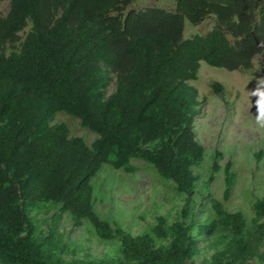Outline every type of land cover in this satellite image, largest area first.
<instances>
[{
  "label": "trees",
  "instance_id": "1",
  "mask_svg": "<svg viewBox=\"0 0 264 264\" xmlns=\"http://www.w3.org/2000/svg\"><path fill=\"white\" fill-rule=\"evenodd\" d=\"M131 1L8 0L0 16V264H191L198 238L220 226L234 237L233 254L216 264H243L264 240V196L251 204L250 238L242 215L224 208L234 183L228 163L221 200L203 195L210 213L202 223L158 216L131 236L95 212L90 182L104 164L131 175L132 161H141L190 198L192 169L205 152L195 139L200 102L189 82L201 62L228 72L249 71L259 54L264 63V0H173V11L127 10ZM208 17L209 32L182 38L184 19L197 25ZM208 87L224 100L218 82ZM56 114L78 120L95 140L88 146L65 124H51ZM213 156L201 194L219 172ZM52 208L40 233L30 213ZM63 214L72 227L86 224L97 239L116 240L118 257L65 261L56 232Z\"/></svg>",
  "mask_w": 264,
  "mask_h": 264
},
{
  "label": "rangeland",
  "instance_id": "2",
  "mask_svg": "<svg viewBox=\"0 0 264 264\" xmlns=\"http://www.w3.org/2000/svg\"><path fill=\"white\" fill-rule=\"evenodd\" d=\"M158 8L173 11V0H132L128 9L140 10ZM8 9V0H0V16ZM214 26L212 17L197 25L183 20L182 38L205 35ZM21 32L20 37L27 31ZM264 63L262 55L252 59V68L247 72H228L212 68L201 62L196 79L189 85L196 90L197 115L194 119V132L197 143L204 149L205 156L201 165L193 168L197 177L194 193L187 199L174 191L170 181L161 179L155 170L141 161H132L135 172L126 175L104 164L92 178L93 208L98 216L112 226H118L131 236L147 232L158 216L167 223L179 220L188 223H202L209 215V205L203 195L220 201L223 191V167L229 164L234 175L231 193L224 208L228 212H238L245 220L244 235L250 238L253 233L251 223V204L264 196V127L257 123L256 97L250 93L257 87V81L263 78ZM218 82L225 90L223 101L218 100L209 90V83ZM114 90L113 81L109 83L107 95ZM65 124L70 136L81 138L90 145L96 135L81 129L78 120L56 114L51 124ZM217 153L219 172L212 174V180L206 184V190L200 193L207 181L208 168ZM184 213V214H183ZM56 214L52 208L46 213H30L37 231L43 233L50 224L49 218ZM56 232L61 236L65 248L61 257L70 259L111 260L118 257L119 243L116 240L101 241L89 230L86 224L72 227L70 218L63 214L57 221ZM234 237L225 227H218L209 237H199L197 252L187 263L216 264L230 260L233 254ZM157 241L156 244H164ZM243 264H264V240L257 244L251 258Z\"/></svg>",
  "mask_w": 264,
  "mask_h": 264
},
{
  "label": "clouds",
  "instance_id": "3",
  "mask_svg": "<svg viewBox=\"0 0 264 264\" xmlns=\"http://www.w3.org/2000/svg\"><path fill=\"white\" fill-rule=\"evenodd\" d=\"M256 97L255 106L257 108V123L264 127V78L257 81V87L250 93Z\"/></svg>",
  "mask_w": 264,
  "mask_h": 264
}]
</instances>
